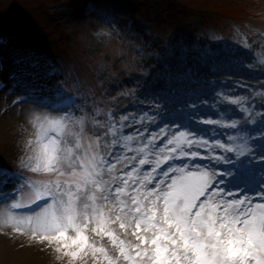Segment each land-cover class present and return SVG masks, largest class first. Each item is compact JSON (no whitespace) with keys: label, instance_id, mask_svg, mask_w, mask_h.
Instances as JSON below:
<instances>
[{"label":"snow or ice","instance_id":"1","mask_svg":"<svg viewBox=\"0 0 264 264\" xmlns=\"http://www.w3.org/2000/svg\"><path fill=\"white\" fill-rule=\"evenodd\" d=\"M240 47L258 83L236 81L244 96L216 91L238 116L219 99L153 90L148 72L113 85H132L120 97L127 106L113 97L105 109L62 83L22 95L33 133L26 155L0 166V222L54 246L67 264H264V50L257 58L244 37ZM242 161L255 174L233 183Z\"/></svg>","mask_w":264,"mask_h":264},{"label":"rangeland","instance_id":"2","mask_svg":"<svg viewBox=\"0 0 264 264\" xmlns=\"http://www.w3.org/2000/svg\"><path fill=\"white\" fill-rule=\"evenodd\" d=\"M84 16L96 21L95 33L76 23ZM9 26L8 36L0 39V60L18 66L0 72V115L17 120L0 131V155L5 158H0V166L26 155V141L33 133L32 109L17 103L22 95L35 91L46 96L62 83L107 109L113 106V97L115 106L129 103V98L120 97L132 85H113L145 72L154 79L169 75L175 82L187 74L173 71L171 60L185 63L211 53L209 47L215 44L223 49L239 47L238 55H245L240 42L248 38L259 58L264 49L255 45L264 46V0H0V33ZM148 60L151 66L145 69ZM9 103L15 106L11 112ZM25 174L47 179L31 170ZM7 207L0 200V219ZM0 234L10 237L0 243V264H31L17 259L33 246L30 234L16 233L2 222ZM67 260L54 249L40 264H67Z\"/></svg>","mask_w":264,"mask_h":264},{"label":"bare ground","instance_id":"3","mask_svg":"<svg viewBox=\"0 0 264 264\" xmlns=\"http://www.w3.org/2000/svg\"><path fill=\"white\" fill-rule=\"evenodd\" d=\"M95 20L89 17L78 18L76 23L79 25H87L90 31L95 33ZM221 44H215L210 46V50L207 54H199V57L193 56L190 57L187 62L189 68H184L185 63L181 60H174L169 62V67L174 68L173 71H183L186 70L187 76H179L180 78L177 81L173 82L172 78L168 75L163 79H154L150 78V87L153 90L157 91H173L179 89L183 95L185 102L189 100H199L203 96L209 97L211 100L219 99L222 103V108L225 112L234 114L238 116V107H234L230 100H223L219 96L220 91L225 92V96L233 93L236 88L240 89V95L244 96L247 94L244 89V85H254L258 81L256 78L259 77V73H255L246 67V62H250V54L248 55L247 49H243L245 55H238L240 48L233 47L231 49H223ZM18 66L17 62H12L11 60L8 63H5L3 70L4 74L10 69H16ZM179 67V68H178ZM182 68V69H181ZM181 69V70H180ZM210 77V79H209ZM213 78V79H211ZM264 79V78H262ZM236 81H243L244 85L236 84ZM8 89L1 90V93H6ZM251 91V88L248 89ZM9 101V100H8ZM129 102V101H128ZM125 104L124 106L128 105ZM21 106L27 109H33L31 102L21 103ZM9 111L15 109L14 104L9 103ZM215 109H219V104H214ZM8 109L4 110L5 113L8 112ZM134 111V109H129ZM204 111L208 114L215 115V112L211 108H205ZM7 114L0 115V131L4 129L8 124L17 120L14 117L6 116ZM174 117H179L181 119L187 120L188 114L184 113L183 115L174 113ZM167 118V117H166ZM219 118V117H215ZM12 120V121H11ZM202 129L206 126H201ZM244 163L245 167H241V164ZM243 166V165H242ZM234 176L232 177L233 183L243 184L251 175L255 174L256 166L251 165L249 161H242L237 163L233 169ZM258 178V177H257ZM13 237V236H12ZM10 237L0 234V243L9 241ZM33 246L22 250L20 256L17 258L18 261L26 262L28 261L31 264H40L44 258L47 257L48 253H52L55 249L54 246L50 245L47 242H41L40 240L34 238ZM32 241V240H31ZM41 242V243H39ZM31 243V242H30ZM34 244H41V246H35ZM50 255V254H49ZM51 256V255H50Z\"/></svg>","mask_w":264,"mask_h":264}]
</instances>
